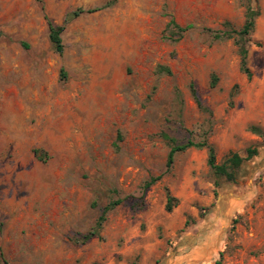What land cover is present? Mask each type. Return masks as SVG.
I'll return each mask as SVG.
<instances>
[{
	"label": "rangeland",
	"instance_id": "obj_1",
	"mask_svg": "<svg viewBox=\"0 0 264 264\" xmlns=\"http://www.w3.org/2000/svg\"><path fill=\"white\" fill-rule=\"evenodd\" d=\"M249 5L251 79L234 40L214 39ZM171 19L188 28L178 42ZM49 22L65 25L61 55ZM163 134L206 138L218 163L259 155L236 183L206 149L168 171ZM0 251L9 264H264V0H0Z\"/></svg>",
	"mask_w": 264,
	"mask_h": 264
},
{
	"label": "trees",
	"instance_id": "obj_2",
	"mask_svg": "<svg viewBox=\"0 0 264 264\" xmlns=\"http://www.w3.org/2000/svg\"><path fill=\"white\" fill-rule=\"evenodd\" d=\"M81 11L74 12L69 19L66 20V24L69 20L77 17ZM260 16L259 9L254 8L252 5L247 7L246 12V20L243 27L240 30H235L229 23H225L226 29L222 32H218L214 35V39L216 41H225L229 39H233L235 45L237 47L238 55L240 57V70L243 74L247 76L248 79H251L253 74L248 65V56H249V48H250V36L255 29L256 19ZM50 34L49 38L54 47L55 52L58 54H63L64 52V43L62 39V33L65 30V25H54L52 22H49ZM167 29L170 32L169 39L173 42H178L182 39L183 34L186 32L188 28H183L179 26L174 19H171ZM160 73L170 74V70L166 67L159 68ZM213 86L216 85L217 78H213ZM197 102V97H195ZM254 133L262 135L261 130H257L256 128H252ZM163 138L168 142L170 146V151L168 154L167 160V170L170 171L175 163L176 156L180 153H183L189 149H206L208 151V165L210 169L213 171L214 175L217 179H225L229 183H236L239 177V173L247 161L252 160L254 157L259 155V149L248 148L246 150L245 156L240 155L239 153L231 152L229 153L222 163L217 162L216 148L211 145L206 138L202 141L195 142L192 139L184 143L178 142L175 138L168 136L167 134H163ZM161 179V176L151 178L150 181L145 183L144 189L147 190L151 186H153L156 182ZM217 187H219V182H216ZM122 199L112 200L107 206H105L99 216L95 228L88 233L84 239L83 243L90 241L93 238H99L100 232L104 226V223L108 219V215L111 211H113L117 206L122 204ZM178 200L171 195L168 191L167 193V206L166 210L168 212H172L175 206L177 205ZM0 258L2 264H9V262L4 258L2 252L0 251Z\"/></svg>",
	"mask_w": 264,
	"mask_h": 264
}]
</instances>
